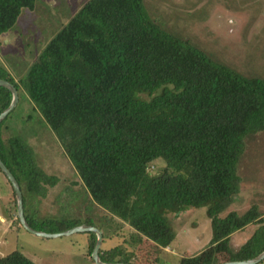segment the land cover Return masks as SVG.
Segmentation results:
<instances>
[{"label":"trees","instance_id":"trees-1","mask_svg":"<svg viewBox=\"0 0 264 264\" xmlns=\"http://www.w3.org/2000/svg\"><path fill=\"white\" fill-rule=\"evenodd\" d=\"M36 2L0 0V35L12 31L22 10H34ZM0 80L39 112L89 198L117 224L112 232L129 229L131 240L147 241L154 254L144 255L145 262L156 263V250L175 240L171 216L190 217L197 209H205L212 238L179 264L244 262L264 252V214L257 205L221 217L241 192L245 138L264 132V79L245 77L165 31L144 0H88L18 82L4 70ZM11 100V92L0 87V115ZM4 133L0 128V159L22 195L23 188L41 193L56 186L33 147ZM159 160L165 167L152 174ZM252 225L257 228L250 238L232 249L231 237ZM135 241L130 253L122 245L100 248L101 262L134 264L141 252ZM95 244L94 237L90 253ZM0 264L35 263L14 251Z\"/></svg>","mask_w":264,"mask_h":264},{"label":"rangeland","instance_id":"rangeland-1","mask_svg":"<svg viewBox=\"0 0 264 264\" xmlns=\"http://www.w3.org/2000/svg\"><path fill=\"white\" fill-rule=\"evenodd\" d=\"M87 1L37 0L34 10L23 9L15 28L0 35V72L7 71L18 82L43 47ZM144 4L149 16L165 31L245 77L264 79V0H144ZM1 123V131L7 132L4 136L24 139L33 147L40 168L57 179L56 186L46 187L41 193L23 188L25 215L34 228L46 234H60L75 225H87L102 234V252L121 245L128 253L133 251L131 241L135 240H131V233L126 229L118 235L112 232L117 224L110 223L105 211L89 198L56 136L23 94ZM164 167L165 163L159 160L150 169L152 174H160ZM238 172L241 192L221 217L231 211L242 215L253 205L264 214V132L245 138ZM13 193L0 170V216L5 219V223L0 220V257L19 251L35 264H98L90 253L91 239H97L96 233L77 232L51 238L36 235L19 222ZM170 219L176 232L171 245L174 254L156 250L160 264H179L187 251L197 254L209 246L212 229L205 209H197L190 217ZM256 228L249 226L236 235L231 240L232 249H239ZM134 245L141 251L135 264H148L143 256H152L153 252L146 242L135 241Z\"/></svg>","mask_w":264,"mask_h":264},{"label":"water","instance_id":"water-1","mask_svg":"<svg viewBox=\"0 0 264 264\" xmlns=\"http://www.w3.org/2000/svg\"><path fill=\"white\" fill-rule=\"evenodd\" d=\"M0 87H4L7 90H9L12 94V100L11 103L9 105V107L0 115V123L3 122V120L14 110V108L17 106L18 102H19V96H18V91L17 89L9 82L0 80ZM0 170L3 172V174L6 176V178L8 179V181L10 182L13 191L15 193V198H16V202H17V216H18V220L19 222L22 224V226L24 228H26L27 230H29L30 232L39 235V236H43V237H60L62 235H70L73 233H77V232H94L97 234V239H96V244L93 250V258L94 260L98 263V264H107V263H102L99 257V250L101 248V243H102V234L100 233L99 230L90 227V226H78L75 227L67 232L64 233H60V234H46L43 232H39V231H35L33 230L27 223L25 215H24V203H23V195H22V191L21 188L17 182V180L15 179V177L12 175V173L7 169V167L3 164V162L0 159ZM264 260V252L258 256L255 259L249 260V261H244V262H226V263H222V264H259L261 261ZM113 264V263H112Z\"/></svg>","mask_w":264,"mask_h":264},{"label":"crops","instance_id":"crops-1","mask_svg":"<svg viewBox=\"0 0 264 264\" xmlns=\"http://www.w3.org/2000/svg\"><path fill=\"white\" fill-rule=\"evenodd\" d=\"M14 219V218H13ZM0 220L2 221V223H5V219H4V217H2V216H0ZM15 220V219H14ZM13 220V221H14ZM188 220H190V219H188ZM186 221V223H188L189 221ZM11 225V224H10ZM187 225V224H186ZM186 225H184V226H186ZM195 225V224H194ZM184 226H180V227H178V228H183ZM127 228V227H126ZM247 229V228H246ZM245 229V230H246ZM127 231L126 232H129V233H131L132 234V232L133 231H131V230H129V229H126ZM183 231H184V229H183ZM185 233H188L186 230L184 231ZM244 232V230L243 231H241V232H238V233H235L232 237H231V240L236 236V235H238V234H240V233H243ZM103 238V237H102ZM143 242H146V244H147V241L146 240H144ZM245 242V241H244ZM161 249H163V251L166 253V254H174V252H173V250L171 249V247H169V248H161ZM132 250V249H131ZM151 250V249H150ZM160 250V249H159ZM151 251H153V250H151ZM200 253V252H199ZM152 254H154V253H152ZM186 255L185 256H191V255H196V253L195 254H193V253H188V251H187V253H185ZM198 254V253H197ZM157 258H158V256H157ZM132 261H134V264L137 262V258L136 257H134V258H132ZM160 262H161V260H159V258H158V261L156 262V263H152V261L149 263V262H146V263H148V264H160Z\"/></svg>","mask_w":264,"mask_h":264}]
</instances>
